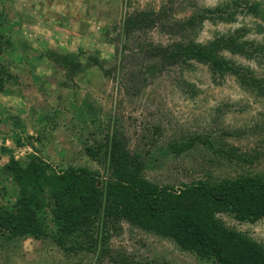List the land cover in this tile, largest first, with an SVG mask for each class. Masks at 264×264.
I'll return each instance as SVG.
<instances>
[{
  "label": "rangeland",
  "instance_id": "rangeland-1",
  "mask_svg": "<svg viewBox=\"0 0 264 264\" xmlns=\"http://www.w3.org/2000/svg\"><path fill=\"white\" fill-rule=\"evenodd\" d=\"M228 1L0 0V32L14 44L0 62L16 78L0 94V145L21 159L33 149H16L13 133L41 136L47 160L87 166L106 179L102 167L85 156L83 144L109 130L144 157V177L159 186L178 189L201 180L264 174V96L243 90L233 76L213 78L205 65L168 64L158 57L175 43H204L242 27L249 31L245 39L263 43L264 31L256 32L257 21L249 17L237 16L232 23L199 19L203 8ZM255 1L264 7V0ZM137 14L151 22L129 30L125 24ZM47 50L75 53L83 64L97 56L103 70L91 66L70 77L42 57ZM225 55L264 77V62ZM191 141L179 155L167 151L170 144ZM7 159L0 152V165ZM4 179L0 174V194ZM220 218L264 246L263 220ZM107 245L101 256L67 257L53 244L21 238L0 250V264H115L111 258L127 264H212L125 222L110 230Z\"/></svg>",
  "mask_w": 264,
  "mask_h": 264
},
{
  "label": "trees",
  "instance_id": "trees-1",
  "mask_svg": "<svg viewBox=\"0 0 264 264\" xmlns=\"http://www.w3.org/2000/svg\"><path fill=\"white\" fill-rule=\"evenodd\" d=\"M240 15L257 21L256 32L264 31V7L255 0H229L203 8L198 17L232 23ZM147 22H151L147 15L137 14L125 25L130 30L142 28ZM248 32L242 27L227 34L218 33L204 43H175L164 48L158 57L168 64L205 65L213 78L233 76L243 90L264 96V77H257L249 67L225 55L264 62V42L245 39ZM13 47L0 32V55ZM42 57L70 77L91 66L103 70L97 56H90L86 64L75 53L47 50ZM104 74L109 75L105 71ZM15 82L10 68L0 62V94ZM10 138L16 149L29 146L33 152L15 159L10 148L0 145V152L8 157L0 165L6 186L0 194V250L22 238L53 244L67 257L83 252L101 256L108 253L110 230L125 222L171 241L178 250L205 263L264 264V246L226 226L220 218L230 216L236 222L249 224L264 221V174L201 180L175 189L146 179L144 157L139 152L131 153L125 138L120 139L116 131L108 130L103 136L92 134L83 144L85 156L102 167L106 179L87 166L47 160L41 136L23 138L13 133ZM193 143L170 144L167 151L179 155ZM111 260L127 264L121 259ZM147 264L172 263L161 260Z\"/></svg>",
  "mask_w": 264,
  "mask_h": 264
},
{
  "label": "built area",
  "instance_id": "built-area-1",
  "mask_svg": "<svg viewBox=\"0 0 264 264\" xmlns=\"http://www.w3.org/2000/svg\"><path fill=\"white\" fill-rule=\"evenodd\" d=\"M23 151H25V152H26V151H27V152H29V151H30V149L27 147V148H24V150H23ZM25 152H24V153H25Z\"/></svg>",
  "mask_w": 264,
  "mask_h": 264
}]
</instances>
